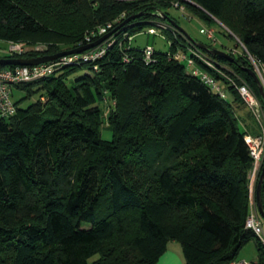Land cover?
<instances>
[{
  "label": "trees",
  "instance_id": "1",
  "mask_svg": "<svg viewBox=\"0 0 264 264\" xmlns=\"http://www.w3.org/2000/svg\"><path fill=\"white\" fill-rule=\"evenodd\" d=\"M175 1L224 23L243 55H212L176 28L177 38L165 32L170 49L153 46L149 62L145 47L120 37L98 69L86 62L19 85L16 114L0 116V264H157L170 241L185 264H228L250 240L264 264L246 227L252 161L235 110L242 99L234 86L220 97L169 58L197 46L218 69L232 67L264 110L252 74L255 61L264 77V0H0V39L47 45L26 58L55 54L118 18L115 31L133 38L173 20ZM106 121L111 139L102 137Z\"/></svg>",
  "mask_w": 264,
  "mask_h": 264
},
{
  "label": "built area",
  "instance_id": "2",
  "mask_svg": "<svg viewBox=\"0 0 264 264\" xmlns=\"http://www.w3.org/2000/svg\"><path fill=\"white\" fill-rule=\"evenodd\" d=\"M174 7L181 8L182 10L185 9L179 1L174 2ZM119 21L120 19L118 18L88 31L85 34V38L80 41L79 46L92 43L96 39L111 33L104 41L91 49L79 53L62 55L56 59L35 65L0 66V116L11 117L16 114L17 105L15 103V89L21 84L51 76L64 67L79 65L86 62L92 63L93 68L98 69V61L106 55L109 47L119 41L120 37H122V40H132V36H129L127 33L121 35L115 31L116 23ZM176 30L177 29L169 21L165 20H157L148 28V32L151 34H157L159 31L162 33L171 32L174 34V37L177 38ZM200 31L206 34L212 42H216V35L213 28L203 27ZM230 32L232 33V31ZM234 36L238 39V42L241 43L240 39L236 35ZM8 42L11 57H23L21 55L29 51L42 52L48 48L47 45L43 43L27 45L20 41L10 40ZM123 43L124 41H119L120 46L123 45ZM143 54L147 62L151 61L154 58V47L152 45H147L144 48ZM169 58L183 62L191 74L198 76L213 92L224 99L229 98L228 86H234L242 101L256 117L260 126V132L255 135L249 133L245 135L252 161L248 176L249 214L246 219V227L257 235L260 243L264 247V220L260 215L257 203V188L264 166V110L261 101L248 83L244 82L240 77H238L240 79V81H238L233 76L218 69L216 66L217 64L212 58L195 45L189 44L187 47L178 46L175 52L169 54ZM125 60H128V58L125 57ZM201 62L213 70H218L220 74L225 77L226 81L219 79L213 73L203 68L200 64ZM254 64L257 73L264 81L261 70L255 61ZM42 99H44V97H42ZM229 264L250 263L246 260L235 259Z\"/></svg>",
  "mask_w": 264,
  "mask_h": 264
},
{
  "label": "rangeland",
  "instance_id": "3",
  "mask_svg": "<svg viewBox=\"0 0 264 264\" xmlns=\"http://www.w3.org/2000/svg\"><path fill=\"white\" fill-rule=\"evenodd\" d=\"M168 12H169V15L172 17V19L180 27L186 30L190 34V36H192L194 39L202 43H205V44H212L213 47L215 48H218L228 53H232L236 58H238L240 55H243L242 45L240 44V42H238V39L232 34L233 32L231 33L229 31L230 29L221 21L217 19H215V21H207L206 19H203L200 16H198L193 10H189V9L182 10L181 8L179 9L176 7H172L168 10ZM203 27L214 29L215 35H216L215 43L212 42L207 37L206 34L201 33L200 30ZM148 28H149L148 26H144L141 29V31H137L135 34H132L133 38L130 42V45L134 48H143V47H146L147 45H152L158 51H162V52L168 51L170 49V42L168 41V36L165 33H162L161 31H159L157 34H151L148 32ZM229 33H231L233 36H231ZM8 56H10L9 42L7 40L0 39V57H8ZM228 71H231L229 72V75H230V73H233L235 70L232 67H230L228 68ZM84 73H85L84 70H80L78 73L74 74L71 78L78 77ZM261 73L263 75V70L261 71ZM33 87L36 88L37 86H33ZM20 95H22V93H20V91L15 89V99H17ZM36 97H37L36 95L33 96L31 100L35 101ZM29 102H30L29 99L25 100L24 105L28 104ZM237 102L241 103V105L245 104L243 101H240V100H238ZM238 113L240 115L243 113V117L245 118V121H247V123L251 125H255L257 123L256 117L254 116L253 112H251V110L247 106L241 107ZM236 115H237V112H236ZM238 119H239L241 128L244 130V127L242 126V123H241L243 119L240 117H238ZM258 127L260 129L259 125ZM102 137L104 139L112 138V131L108 127L107 121L104 127L102 128Z\"/></svg>",
  "mask_w": 264,
  "mask_h": 264
},
{
  "label": "water",
  "instance_id": "4",
  "mask_svg": "<svg viewBox=\"0 0 264 264\" xmlns=\"http://www.w3.org/2000/svg\"><path fill=\"white\" fill-rule=\"evenodd\" d=\"M137 15H132L129 18L126 19V22H128L131 19H134L138 16ZM170 22L177 28L179 29L182 33H184L188 39H190L191 41L195 42V44L201 48L204 49L205 51H207L208 53L212 54V55H216V56H223L229 59H233L232 56L230 54H228L227 52L220 50L218 48L215 47H211L208 44L202 43L196 39H194L192 36H190V34L184 30L182 27H180L174 20H170ZM111 33H108L102 37H100L99 39H97L96 41L74 48V49H70V50H64L55 54H46V55H40L37 57H32V58H26V57H0V66H9V65H35V64H39V63H43V62H47L53 59H56L62 55H67V54H72V53H79V52H83L85 50H88L94 46H97L98 44H100L102 41H104ZM252 74L254 76V78L256 79V82L258 84L259 87V91L260 94L264 100V81L263 79L260 77V75L256 72V71H252ZM257 203H258V209L260 212L261 217L264 220V166L260 175V179H259V183H258V188H257Z\"/></svg>",
  "mask_w": 264,
  "mask_h": 264
},
{
  "label": "crops",
  "instance_id": "5",
  "mask_svg": "<svg viewBox=\"0 0 264 264\" xmlns=\"http://www.w3.org/2000/svg\"><path fill=\"white\" fill-rule=\"evenodd\" d=\"M244 106L247 105L245 104L241 105V103L235 102V110L237 112V115L238 117L243 119V121L241 122L242 126L244 127V130L247 131L249 134H253V135L258 134L260 132V129L258 127L259 125L258 121L255 125H251L247 123V121H245V118L243 117V113L241 115L238 113L239 109ZM258 255H259V247L257 241L250 240L241 248L237 259L246 260L250 264H257ZM157 264H185V258L181 244L178 241H170L168 243L167 250L159 258Z\"/></svg>",
  "mask_w": 264,
  "mask_h": 264
}]
</instances>
